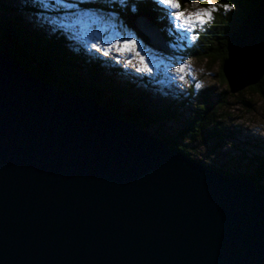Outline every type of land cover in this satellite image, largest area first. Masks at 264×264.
<instances>
[{
	"label": "water",
	"instance_id": "1",
	"mask_svg": "<svg viewBox=\"0 0 264 264\" xmlns=\"http://www.w3.org/2000/svg\"><path fill=\"white\" fill-rule=\"evenodd\" d=\"M126 25L170 53L153 16ZM231 94L264 78V1L232 34ZM0 264H264V190L195 161L0 48Z\"/></svg>",
	"mask_w": 264,
	"mask_h": 264
},
{
	"label": "rangeland",
	"instance_id": "2",
	"mask_svg": "<svg viewBox=\"0 0 264 264\" xmlns=\"http://www.w3.org/2000/svg\"><path fill=\"white\" fill-rule=\"evenodd\" d=\"M34 1V0H33ZM27 2L24 0H0V13L3 5L18 8V15L31 28L40 30L47 35H57L60 32L67 34L73 41L74 50H83L89 58L107 63L108 66L122 70L117 73V81L127 78L132 84H137L148 95L145 98L149 108H168L177 113L178 119L164 121L149 127V132L155 137L162 139L169 138L178 147L185 148L192 159L208 167L219 169L223 172L236 176L251 177L256 172V165L253 163L258 157H264V97L260 94L245 89L238 94H231L228 83H223L220 76L221 62L214 58L199 59L194 56H185L181 52H173L166 46L170 53H163L147 46L140 48V51L148 59L147 48H151L156 55H163V59H157L150 66L153 68V75L149 77L143 73V65L139 58L128 53H116L109 49L110 43H115L114 37L118 35L137 33L126 25V21L119 15L127 26L119 27V21H115L117 27H105L103 25L93 26L90 23L78 22L73 15H57L53 10V5L44 12L35 15L26 12ZM211 4L217 6L216 0H211ZM209 0H194L186 9L181 10L185 15H190L197 10L207 8ZM43 13V15H41ZM137 13H134L136 15ZM51 21V24L48 21ZM207 24V23H206ZM197 29L194 33L197 39L204 31ZM213 33L207 34L212 37ZM169 35V34H168ZM138 36V35H137ZM189 41L188 44L197 42ZM97 44L102 51L98 52L92 48ZM217 47V42L214 41ZM187 46L185 48H187ZM184 48V49H185ZM183 50V49H182ZM104 51L109 55L105 56ZM174 57H182L186 61L182 73H177L173 69L178 67ZM131 60V64L127 60ZM159 65V66H157ZM184 79L181 80L180 76ZM123 78V79H122ZM200 87L197 88L196 85ZM211 102L222 104L220 114L222 116V127L224 135L221 139L200 138L193 142L186 135L182 136L180 131L184 129V122L191 119L201 106H206ZM208 138V139H207ZM264 187V181L261 183Z\"/></svg>",
	"mask_w": 264,
	"mask_h": 264
},
{
	"label": "trees",
	"instance_id": "3",
	"mask_svg": "<svg viewBox=\"0 0 264 264\" xmlns=\"http://www.w3.org/2000/svg\"><path fill=\"white\" fill-rule=\"evenodd\" d=\"M26 12L39 15L41 7L33 0H24ZM194 0H179L182 9H186ZM264 0H216L217 11L213 13V19L207 23L197 42L188 44L187 48L180 50L185 56H194L199 59H216L221 62L220 76L223 83H227L223 74V65L227 59V47L230 38L236 28L246 19L249 11L259 6ZM234 4L235 7L225 11L221 5ZM208 7V5H204ZM99 7V5H96ZM138 11L135 13H145L153 15L158 26L169 43L170 36L165 30L167 20L156 8L152 0H137ZM117 8L116 11L127 21L133 12L130 10ZM112 6H106V12L111 11ZM64 11L55 12L63 15ZM19 9L3 5L0 13V48L19 61L21 65L30 70L44 82L52 84L54 87L64 91L75 93L80 96H90L96 99L101 105L106 106L118 118L126 122H133L140 128L149 132V127L160 124L164 121L178 119L177 113L168 108H149L145 98L147 93L132 84L127 78L123 84L117 81V73L122 72L99 60L91 59L81 49L74 50L73 41L63 32L57 35H47L40 30L31 28L18 15ZM213 33L212 37L207 34ZM217 42V47L214 46ZM123 79V78H122ZM230 90V89H229ZM249 90L264 97V78L261 83ZM222 104L211 102L206 106H201L191 119L184 122V129L180 134H187L188 139L193 142L201 138L221 139L224 135L222 127ZM208 139V138H207ZM163 140L186 155L189 152L182 147H178L169 138ZM256 165V172L251 177L259 189H264L261 183L264 181V157H258L253 161ZM218 171L223 172L219 169ZM229 174V173H228ZM235 178H241L229 174Z\"/></svg>",
	"mask_w": 264,
	"mask_h": 264
},
{
	"label": "snow or ice",
	"instance_id": "4",
	"mask_svg": "<svg viewBox=\"0 0 264 264\" xmlns=\"http://www.w3.org/2000/svg\"><path fill=\"white\" fill-rule=\"evenodd\" d=\"M152 2L167 20L165 30L170 36L169 48L173 52L184 49L187 46V42L195 41L197 36L194 33L197 32L198 28L202 31L203 26L212 21L213 13L217 11V7L211 4V0H209L207 8L197 10L190 15H185L181 10L179 0H152ZM34 3L39 4L44 12H47L54 5L55 8L53 10H63L65 14L75 16L78 22L113 28L117 27L115 21H119V27H127L122 20H119L117 8L128 10L131 5L130 10L133 13L138 11L137 0H34ZM96 5H99V7H96ZM107 5L112 6L111 11L106 12ZM221 7L225 11H228L233 9L235 5L226 3L221 5ZM48 23L51 24V21L49 20ZM114 39L115 43L109 44L110 50H114L118 54L130 53L138 57L139 62L143 65V73L149 77L153 75V68L150 65L155 63L157 59H163V55L158 56L151 48H147L148 56L151 57V59H148L140 51V48L146 47L143 40L134 32L129 31V34L118 35ZM92 48L98 52L102 51L95 43L92 45ZM103 54L107 56L109 52L104 51ZM174 58L178 67H175L173 70L177 73H182L186 61L182 57ZM127 63L131 64V60H127ZM180 79H184L183 75L180 76ZM196 87L199 88L200 85L197 84Z\"/></svg>",
	"mask_w": 264,
	"mask_h": 264
},
{
	"label": "bare ground",
	"instance_id": "5",
	"mask_svg": "<svg viewBox=\"0 0 264 264\" xmlns=\"http://www.w3.org/2000/svg\"><path fill=\"white\" fill-rule=\"evenodd\" d=\"M153 16V15H152ZM154 17V16H153ZM158 24V23H157ZM165 42H166V40H165ZM106 107V106H105ZM164 141V140H163ZM169 144V143H168ZM170 145V144H169ZM212 169H214V168H212ZM224 174H227V175H229L228 173H224ZM241 178H247V177H241ZM261 190H264V189H261Z\"/></svg>",
	"mask_w": 264,
	"mask_h": 264
}]
</instances>
